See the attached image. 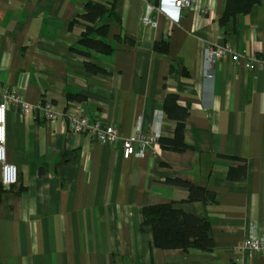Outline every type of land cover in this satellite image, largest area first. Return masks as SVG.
Returning <instances> with one entry per match:
<instances>
[{"label": "crops", "instance_id": "crops-1", "mask_svg": "<svg viewBox=\"0 0 264 264\" xmlns=\"http://www.w3.org/2000/svg\"><path fill=\"white\" fill-rule=\"evenodd\" d=\"M86 1L0 0V88L29 104L48 101L58 114L47 122L7 111L6 156L18 180L0 199V264H264L236 249L250 231L264 235V67L248 65L264 58V0L224 25L225 0H192L180 10L158 0L159 12L153 0H115L107 35L115 51L89 57L98 73L71 50ZM145 13L156 26L142 21ZM159 42L166 53L153 49ZM224 45L239 60L208 70L206 48ZM166 92L189 110L184 151L157 143L125 159L120 143L67 128L69 117L85 114L121 138L156 123L159 137L171 138ZM237 158L246 160L242 182L225 178ZM177 176L213 191L215 201H187L185 188L164 183ZM164 202L208 221L211 251L151 247V235L138 232L139 210Z\"/></svg>", "mask_w": 264, "mask_h": 264}, {"label": "trees", "instance_id": "trees-1", "mask_svg": "<svg viewBox=\"0 0 264 264\" xmlns=\"http://www.w3.org/2000/svg\"><path fill=\"white\" fill-rule=\"evenodd\" d=\"M262 0H225L224 11L219 19V24L224 25L229 17L245 14L251 7ZM115 0L104 2L87 0L81 13L77 14L73 22L83 26L76 47L71 50L86 58L82 63L83 69L88 73H98L103 70L90 60V53L111 55L115 48L107 41L111 19H115ZM152 5H158V0H153ZM121 38L118 37V40ZM130 42V39L123 38ZM153 49L159 53H166L165 42L155 43ZM69 100H79L80 96L70 95ZM163 113L175 123L174 135L171 138L159 137L157 143L162 149L170 151H184L189 146L184 141V127L189 115L187 107L178 104V95L166 92L163 99ZM236 166L230 167L225 178L242 182L246 178V160L237 158ZM165 184L185 188L187 201L214 202L215 193L204 186L196 185L180 176L166 179ZM6 187L0 183V199ZM138 232L151 235V247L161 250H199L211 251L213 240L210 234L208 221L195 214L184 211L174 202H164L143 207L139 210Z\"/></svg>", "mask_w": 264, "mask_h": 264}, {"label": "built area", "instance_id": "built-area-1", "mask_svg": "<svg viewBox=\"0 0 264 264\" xmlns=\"http://www.w3.org/2000/svg\"><path fill=\"white\" fill-rule=\"evenodd\" d=\"M192 0H173V6L180 10L191 6ZM153 11L159 12V5H151ZM145 24L156 26V22L151 20L145 13L142 17ZM224 58L237 62L240 55L233 51L230 45L209 46L205 50L206 67L210 70L213 65ZM250 67H264V58H251ZM210 77L211 75L208 74ZM10 109H14L21 115L30 116L33 119H43L53 122L58 114L52 109L51 104L45 100H39L35 105L26 102L15 90L0 88V183L4 187L16 184L18 180V168L15 164L8 162L6 156V114ZM159 122V121H157ZM158 123L150 132H142L137 129L130 138H121L114 125L103 124L92 119L85 114H75L68 118L67 128L72 132L86 134L102 145H115L120 143L122 156L129 159L140 154V150L147 146L157 144L159 138ZM236 249L244 254H258L264 257V235H258L255 231H250L239 243Z\"/></svg>", "mask_w": 264, "mask_h": 264}, {"label": "water", "instance_id": "water-1", "mask_svg": "<svg viewBox=\"0 0 264 264\" xmlns=\"http://www.w3.org/2000/svg\"><path fill=\"white\" fill-rule=\"evenodd\" d=\"M147 7V5H144L143 8L145 9ZM138 45H142L143 47H150L151 44L150 43H142V44H138Z\"/></svg>", "mask_w": 264, "mask_h": 264}]
</instances>
